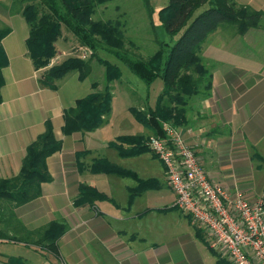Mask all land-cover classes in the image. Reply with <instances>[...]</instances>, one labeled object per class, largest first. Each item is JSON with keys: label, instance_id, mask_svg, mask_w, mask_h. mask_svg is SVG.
Segmentation results:
<instances>
[{"label": "crops", "instance_id": "0c3cea01", "mask_svg": "<svg viewBox=\"0 0 264 264\" xmlns=\"http://www.w3.org/2000/svg\"><path fill=\"white\" fill-rule=\"evenodd\" d=\"M239 3L264 11V0ZM0 19L11 28L2 41L8 65L3 68L1 88L0 178L20 173L28 146L46 131L47 121L62 143L60 150L47 157L51 180L42 183L41 196L16 207L15 220L2 225L5 238H0V253L6 259H0V264H232L208 237L205 240L197 235L198 226L191 216L172 207L175 192L169 205L150 207L145 201L139 207L147 192L163 186L160 182L150 180L141 187L133 178L90 170L99 158L123 166V161L134 157H122L110 144L94 146L98 149L94 152L87 147L84 132L63 131L65 110L89 94L93 82L87 89V78L81 80L79 73L72 71L58 81L56 89L41 85L44 69L37 70L29 56L27 21L1 5ZM221 28L207 38L201 50L213 74L212 89L209 94L190 98L186 121L177 128L194 146L212 180L238 190L237 181L254 178L255 168L264 163V27L245 33ZM57 45L68 47L63 39ZM56 59L53 63L60 62ZM83 183L109 199L76 206L74 199ZM117 184L121 195L113 192ZM136 186L146 187L135 192ZM133 192L136 198L129 201ZM51 221L67 227L58 240L57 256L39 246L11 240L17 230H39Z\"/></svg>", "mask_w": 264, "mask_h": 264}, {"label": "trees", "instance_id": "16d2710c", "mask_svg": "<svg viewBox=\"0 0 264 264\" xmlns=\"http://www.w3.org/2000/svg\"><path fill=\"white\" fill-rule=\"evenodd\" d=\"M107 1L0 0L3 8L20 13L27 21L29 35L26 44L29 56L37 70L44 69L40 75L41 85L56 89L58 81L72 71H77L79 78L85 80L92 72L90 62L93 59H97L105 67V86L100 89L99 82H93V91L77 99L74 106L65 110L63 131L66 134L95 131L105 125L112 111L114 95L111 83L120 79L122 74L117 64L101 57V50L116 55L149 85L157 78L163 80L164 87L156 105H148L144 110L132 108V112L137 121L155 135L166 137V124L172 123L179 127L185 123L190 98L203 92L209 94L212 89L213 74L201 55L207 38L225 23H234L240 33L264 27V11L240 4L237 0H168L158 11V18L170 35L175 36L182 31L180 37L173 45L161 42L160 48L147 59H134L125 52V36L119 21L93 19L96 7ZM205 4L209 7L195 16L196 11ZM64 29L72 33L80 47L91 51L87 56H92L89 60L87 57H80V54L53 63L60 51L56 42ZM10 31L11 28L6 25L0 27V103L3 101V68L8 65L2 41ZM118 140L112 146L122 157H133L151 150L146 145V136L143 134L122 135ZM61 146V141L54 136L51 123L47 121L46 131L28 146L20 173L12 178H0L1 239L5 238L2 225H10L15 220V208L41 196L42 183L51 180L46 167L47 157L60 150ZM90 170L93 173L130 177L140 182L141 187L148 183L133 170L107 158L95 160L90 165ZM136 188L144 189L139 186L135 190ZM135 192L130 195V201L136 195ZM108 199L97 188L83 183L80 184L74 204L81 206ZM66 228L63 222L51 221L39 230L24 229L22 233L17 230L16 236L11 240L39 246L57 256V243ZM197 235L205 240L207 238L205 231L199 226Z\"/></svg>", "mask_w": 264, "mask_h": 264}, {"label": "rangeland", "instance_id": "374dc122", "mask_svg": "<svg viewBox=\"0 0 264 264\" xmlns=\"http://www.w3.org/2000/svg\"><path fill=\"white\" fill-rule=\"evenodd\" d=\"M237 2L239 3V0H237ZM167 3L168 0H108L96 7L93 19L119 21L121 30L125 36V52L128 56L134 59H147L160 48L161 42L166 41L173 45L182 33L181 31L179 34L172 36L166 31L165 27L160 22L158 11H160V9ZM208 7V4H205L204 7L199 8L196 11L195 16ZM3 25L6 24L0 19V27ZM236 28L237 27L234 23H225L224 26L222 25L220 31H232ZM60 39H63L68 47H64L63 49L61 46H57L60 51L64 50V53H58L57 56H60V58L56 59V56L54 58L57 60L56 62L69 56H79L84 52V47H80L78 44L79 42H77L72 33L66 29L63 30ZM85 50L87 51V49ZM100 55L102 58L117 64L121 70L122 76L120 79L111 83V91L114 97L112 101V111L108 116L105 125L95 131L84 132L87 147L92 148L95 152L97 148L94 146L107 144L112 146V144H115L117 141L119 142V136L137 134L145 135L147 141L146 145L149 146L147 138L155 134L148 129V127H145L137 121L132 112V108L144 110L147 108L148 104L150 106H155L164 87L163 80L157 78L151 85H149L113 53L101 50ZM201 55L204 56L203 53H201ZM91 57H87V60ZM90 63L92 66V72L87 77V89H89L91 83L95 81L99 82V88L102 89L105 86V67L100 64L97 59H93ZM174 127L176 128V126ZM101 148L102 147H100V149ZM103 149L104 147L101 150ZM261 164L262 165L255 168L256 172L254 178H242L240 181H237L238 190H242L244 195H247L248 197L256 198L264 195V163ZM122 167L133 170L145 182L155 180L163 184L161 188L147 192L148 196L145 195V197L138 203L140 208H142L145 201H148L145 206L150 207H164L173 202L175 194L164 179L165 171L162 160L155 155L152 150L143 152L133 158L126 159L123 161ZM113 176L115 178H130L120 177L114 174ZM243 187H250V189L247 190ZM120 188V184H117L113 188V192L120 193L122 190H120ZM122 193L123 192L119 195ZM135 198L136 196H134L133 199ZM104 204L111 206V203L108 201H105ZM5 205L6 204L3 202V206ZM175 205L176 207H174ZM172 207L180 209L176 204V201ZM0 259L5 260L6 258L0 253Z\"/></svg>", "mask_w": 264, "mask_h": 264}, {"label": "built area", "instance_id": "2783aa9c", "mask_svg": "<svg viewBox=\"0 0 264 264\" xmlns=\"http://www.w3.org/2000/svg\"><path fill=\"white\" fill-rule=\"evenodd\" d=\"M89 54L84 48L80 57ZM148 143L166 167L176 204L205 231L212 246L232 264H264V195L251 199L212 180L194 146L170 123L166 137L152 135Z\"/></svg>", "mask_w": 264, "mask_h": 264}]
</instances>
